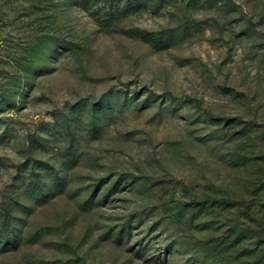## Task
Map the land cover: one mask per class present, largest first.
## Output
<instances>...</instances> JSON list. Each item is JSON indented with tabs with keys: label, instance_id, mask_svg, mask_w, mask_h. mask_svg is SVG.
<instances>
[{
	"label": "rangeland",
	"instance_id": "374dc122",
	"mask_svg": "<svg viewBox=\"0 0 264 264\" xmlns=\"http://www.w3.org/2000/svg\"><path fill=\"white\" fill-rule=\"evenodd\" d=\"M103 12L0 48V264H264V0Z\"/></svg>",
	"mask_w": 264,
	"mask_h": 264
},
{
	"label": "trees",
	"instance_id": "16d2710c",
	"mask_svg": "<svg viewBox=\"0 0 264 264\" xmlns=\"http://www.w3.org/2000/svg\"><path fill=\"white\" fill-rule=\"evenodd\" d=\"M147 1L0 0V48L13 60L6 64L11 65L19 75L25 74L28 80L34 73L38 56H41L46 46L59 45L65 51L73 46L67 35L61 32L59 34L56 30L65 23L68 14L81 8L92 15L106 11L101 15L104 17L103 23L111 24L116 19L141 11L147 7ZM1 56L2 54L0 58H5ZM17 79L18 77L8 79L5 88L0 89V105L4 101L5 108L10 107L15 92H18Z\"/></svg>",
	"mask_w": 264,
	"mask_h": 264
}]
</instances>
